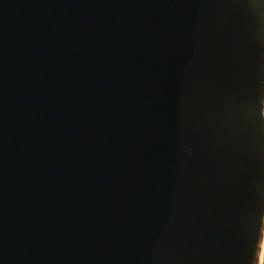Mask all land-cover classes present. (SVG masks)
Instances as JSON below:
<instances>
[{"label":"water","instance_id":"1","mask_svg":"<svg viewBox=\"0 0 264 264\" xmlns=\"http://www.w3.org/2000/svg\"><path fill=\"white\" fill-rule=\"evenodd\" d=\"M264 0H0V264H259Z\"/></svg>","mask_w":264,"mask_h":264},{"label":"rangeland","instance_id":"2","mask_svg":"<svg viewBox=\"0 0 264 264\" xmlns=\"http://www.w3.org/2000/svg\"><path fill=\"white\" fill-rule=\"evenodd\" d=\"M263 251H264V245H263ZM263 262H264V256L262 253L259 264H263Z\"/></svg>","mask_w":264,"mask_h":264},{"label":"trees","instance_id":"3","mask_svg":"<svg viewBox=\"0 0 264 264\" xmlns=\"http://www.w3.org/2000/svg\"><path fill=\"white\" fill-rule=\"evenodd\" d=\"M263 256H264V251H263ZM263 264H264V262H263Z\"/></svg>","mask_w":264,"mask_h":264}]
</instances>
